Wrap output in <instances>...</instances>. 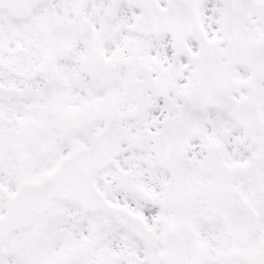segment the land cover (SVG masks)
Returning <instances> with one entry per match:
<instances>
[{
    "label": "snow or ice",
    "instance_id": "obj_1",
    "mask_svg": "<svg viewBox=\"0 0 264 264\" xmlns=\"http://www.w3.org/2000/svg\"><path fill=\"white\" fill-rule=\"evenodd\" d=\"M0 264H264V0H0Z\"/></svg>",
    "mask_w": 264,
    "mask_h": 264
}]
</instances>
